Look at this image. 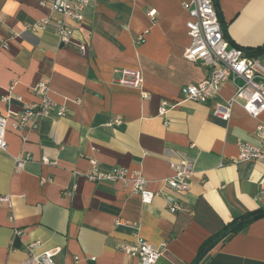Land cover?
Masks as SVG:
<instances>
[{
	"label": "crops",
	"instance_id": "1",
	"mask_svg": "<svg viewBox=\"0 0 264 264\" xmlns=\"http://www.w3.org/2000/svg\"><path fill=\"white\" fill-rule=\"evenodd\" d=\"M39 1L0 0V43L7 42L0 48V115H9L0 195L11 202L0 204V264H24L52 250L57 264H140L119 246L143 240L160 249L155 264H190L208 239L264 209V168L231 163L238 143L259 144L255 129L264 113L254 119L236 103L227 121L212 115L234 94L230 78L207 104L183 98L186 86L209 74L183 58L189 0H92L80 23L66 21L73 33L65 44L55 34L62 17ZM213 1L230 43L264 65V0ZM41 21L42 30L30 31ZM123 69L141 72L140 89L116 83ZM40 82L67 113L18 133L11 126L38 101L33 88ZM162 102L170 107L160 115ZM24 154L30 160L16 171L14 158ZM179 154L193 162L183 193L163 186ZM90 159L141 175L161 195L144 205L122 183L74 178ZM164 197L182 211L170 213ZM200 264H264V217L222 240Z\"/></svg>",
	"mask_w": 264,
	"mask_h": 264
},
{
	"label": "built area",
	"instance_id": "2",
	"mask_svg": "<svg viewBox=\"0 0 264 264\" xmlns=\"http://www.w3.org/2000/svg\"><path fill=\"white\" fill-rule=\"evenodd\" d=\"M92 0H40L39 5L47 8L62 17L55 24V34L60 43H68L72 37L73 29L66 21L80 23L85 9ZM187 9L188 21L186 22L189 46L183 53L186 61L201 63L208 69L207 79L198 84L186 86L183 90V98L198 104H207L213 98L220 95L223 84L230 78L234 85V94L225 104H215L212 115L218 119L227 121L230 118L231 107L239 103L241 108L252 118H257L264 113V65L260 59L249 57L242 47L232 45L224 32L216 11L213 0H189L184 4ZM153 15V12L150 13ZM45 21H41L30 28V31L42 30ZM141 38L136 42L140 43ZM7 42L0 43V48L5 49ZM116 83L122 87L140 89L143 77L140 71L123 69ZM13 86L9 88V91ZM37 96L36 103L25 105L17 114V119L11 126L14 131L20 133L24 128L35 129L38 124L46 119H61L65 117L67 108L59 105L49 96V86L45 82L38 83L33 88ZM8 95L3 100H8ZM142 98H149L142 93ZM170 106L162 102L159 114L163 115ZM9 123V115H0V152L7 150L6 132ZM118 123V122H117ZM258 145L238 143L237 155L231 160L233 165L240 163H255L264 168V121L260 122L256 129ZM24 141V139H22ZM30 160L29 155H20L14 158V169L21 170ZM43 164H51L47 159ZM169 167L173 175L163 181V186L169 191L183 193L189 188L193 171V162L184 155H174L169 161ZM74 178H83L91 183H122L128 187L131 193L137 195L144 205H149L158 198L159 192L149 191L147 182L139 174L130 175L127 170L115 169L112 171L104 168L95 159L89 160V169L85 173L72 172ZM167 210L172 213L182 211L178 201L164 197ZM0 204L11 208L10 196L0 195ZM12 220V217H9ZM15 235L21 232L14 231ZM39 243H31L27 250L31 251ZM119 248L126 256L138 259L140 264H155L160 258V249L147 242L137 241L131 245H120ZM57 250L46 251L41 255H32L24 264H57L54 256ZM90 260H94L91 258Z\"/></svg>",
	"mask_w": 264,
	"mask_h": 264
},
{
	"label": "water",
	"instance_id": "3",
	"mask_svg": "<svg viewBox=\"0 0 264 264\" xmlns=\"http://www.w3.org/2000/svg\"><path fill=\"white\" fill-rule=\"evenodd\" d=\"M215 5V4H214ZM216 8V7H215ZM216 11H218L216 9ZM218 13V12H217ZM264 213L262 214H257V215H253L247 218H243L239 221H237L236 223L232 224L231 226H229L225 231H223L221 233V235H219L215 240H213L211 242L210 245H208L205 250L203 251V253L196 259V261L193 264H200V261L212 250L214 249L224 238L227 237V235H229L231 232H233L236 228H238L239 226L245 225L251 221H254L256 219H258L259 217L263 216Z\"/></svg>",
	"mask_w": 264,
	"mask_h": 264
},
{
	"label": "trees",
	"instance_id": "4",
	"mask_svg": "<svg viewBox=\"0 0 264 264\" xmlns=\"http://www.w3.org/2000/svg\"><path fill=\"white\" fill-rule=\"evenodd\" d=\"M263 50H264V47H263ZM245 53H246V55L249 56V57H256V56H255V52H253V51H246ZM262 213H264V209H260V210H257V211H255V212L248 213V214H246L245 216H243V218H247V217H250V216H253V215H257V214H262ZM261 217H264V215L261 216ZM261 217H259V218H261ZM243 218H242V219H243ZM236 222H237V221H233L232 224H234V223H236ZM249 223H250V222H249ZM247 224H248V223H247ZM247 224L242 225V226H239V227L236 228L233 232H231L229 235H227V237L224 238L223 240H226L227 238H230L231 236L237 234V233L240 232V231H241V230H242ZM227 228H228V227H226V229H227ZM219 235H221V234H217L216 236H213L212 238H210V239H208L206 242H204L203 245L201 246L200 250L198 251V254H197L196 258H195L194 261H193L192 263H190V264H193V263L196 261V259H197V258L203 253V251L205 250V248H206L208 245H210L211 242H212L213 240H215Z\"/></svg>",
	"mask_w": 264,
	"mask_h": 264
},
{
	"label": "clouds",
	"instance_id": "5",
	"mask_svg": "<svg viewBox=\"0 0 264 264\" xmlns=\"http://www.w3.org/2000/svg\"><path fill=\"white\" fill-rule=\"evenodd\" d=\"M11 7H14V6H11V5H10L9 8H11ZM6 11H8V9H6Z\"/></svg>",
	"mask_w": 264,
	"mask_h": 264
}]
</instances>
